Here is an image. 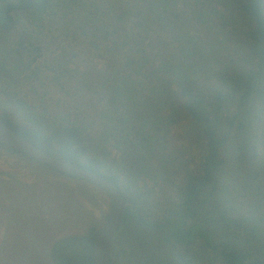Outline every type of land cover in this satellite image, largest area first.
Wrapping results in <instances>:
<instances>
[{"label": "rangeland", "instance_id": "374dc122", "mask_svg": "<svg viewBox=\"0 0 264 264\" xmlns=\"http://www.w3.org/2000/svg\"><path fill=\"white\" fill-rule=\"evenodd\" d=\"M241 1L169 0L167 12L159 17L163 6L158 4L151 12L152 0H51L40 28L24 18L11 32L0 33V62L10 56L8 69L13 75L0 74V86L14 91L51 123L84 128L89 138L107 147L113 162L122 153L115 138H104L116 131V119L144 113L153 122L161 117L163 148L167 153L178 151L180 162L197 165L203 152L191 136L194 127L183 118H172L170 99L164 103L158 97L171 83L167 73L179 68L209 84L219 71L237 73L249 66L248 20ZM25 36L26 46L18 54L17 42ZM248 116L250 129L242 139L249 143L258 139L263 159V107L253 100ZM149 133L154 135V130ZM0 165H8L21 179V183L0 179V264H53L52 243L66 235L99 231L112 211L106 192L89 181L65 177L2 148ZM174 183H156L139 175L132 185H125L148 201L146 211L154 221L163 222L180 192V179ZM203 212L195 222L205 223ZM209 212L206 218L214 217ZM259 224L246 214L242 238L247 243L233 244L264 257V227ZM212 226L215 231L226 225L215 220ZM113 242V264H183L179 249L167 244L163 233L131 219ZM202 246L203 239L198 238L193 255L197 264H209ZM30 247L33 251L24 254ZM35 249L39 262L31 259Z\"/></svg>", "mask_w": 264, "mask_h": 264}, {"label": "trees", "instance_id": "16d2710c", "mask_svg": "<svg viewBox=\"0 0 264 264\" xmlns=\"http://www.w3.org/2000/svg\"><path fill=\"white\" fill-rule=\"evenodd\" d=\"M152 1L148 8L152 12L162 4L159 15L162 17L167 12L169 0ZM51 7V0H0V33L11 32L24 18L40 28ZM241 9L248 20L245 40L249 66L237 73L219 71L209 84L200 83L191 70L185 73L179 68L171 75L167 73L171 83L158 97V101L164 103L170 99L168 108L172 118H183L194 127L191 136L197 139L203 152L202 161L197 165L192 161L180 162L176 156L178 151L167 153L163 148L165 133L161 117L153 122L145 113L135 119L121 115L116 119V131L105 136V141L115 138L116 148L122 153V158L114 162L109 160L107 147L89 138L84 128L77 124L49 122L45 115L37 113L28 102L4 86H0V119L53 157L110 179L128 202L124 223L131 219L163 233L164 241L179 249L178 256L183 264H197L193 254L198 238L203 239V255L209 264H264V257L251 252L249 247L233 244L247 243L246 237L242 238L246 214L259 220V225L264 227V158L259 143H255L258 139L254 143L242 139L250 129L248 108L252 101H257L264 109V0H242ZM27 40L25 36L17 42L18 54ZM9 58L0 62V74L13 77L8 69ZM150 129L154 130V135L149 133ZM1 145L51 169L14 148ZM139 175L167 185H174L175 180L180 179L177 201L173 202L163 222L154 221L146 211L148 201L125 185L126 182L132 185ZM203 210L205 223L195 222ZM206 211L214 217L206 218ZM215 220L226 225L225 228L214 231ZM232 225L235 227L231 229ZM97 232L90 229L85 234L66 235L56 240L50 252L53 262L94 264Z\"/></svg>", "mask_w": 264, "mask_h": 264}, {"label": "water", "instance_id": "95a60500", "mask_svg": "<svg viewBox=\"0 0 264 264\" xmlns=\"http://www.w3.org/2000/svg\"><path fill=\"white\" fill-rule=\"evenodd\" d=\"M0 144L48 165L54 171L89 181L102 188L113 202L112 211L97 232L94 245V264H111L113 240L124 223L128 202L122 191L110 179L64 159L56 158L37 147L0 119Z\"/></svg>", "mask_w": 264, "mask_h": 264}, {"label": "flooded vegetation", "instance_id": "af4514ba", "mask_svg": "<svg viewBox=\"0 0 264 264\" xmlns=\"http://www.w3.org/2000/svg\"><path fill=\"white\" fill-rule=\"evenodd\" d=\"M0 148H2V149H5L1 144H0ZM7 150V149H6ZM7 151H9V150H7ZM9 152H11V153H13L12 151H9ZM15 154V153H14ZM16 155H18V154H16ZM22 157V156H21ZM24 158V157H23ZM25 159V158H24ZM27 160V159H26ZM28 162H31V163H33V164H36V165H38V166H40V167H42V168H46L45 166H43V165H41V164H39V163H37V162H32V161H30V160H27ZM10 169L11 168H9V166L8 165H0V179H5V180H8L9 182H12V183H21V182H18V181H20L21 179H19L17 176H15V175H13L12 173H11V171H10ZM38 179H40V177H38ZM3 206V205H2ZM0 207H1V205H0ZM114 243V242H113ZM113 243H112V248H111V257H113ZM53 244L54 243H52V246H53ZM31 246H33L32 244H31ZM52 246H51V248H52ZM39 247V245L38 244H36L35 245V248H38ZM31 248V247H30ZM30 248H28L27 250H26V252H24V254L25 253H27V251H31L32 250V248L30 249ZM33 251V250H32ZM50 252H51V249H50ZM120 253V252H119ZM23 254V255H24ZM33 254V256L31 257V259H32V261L33 260H37L38 261V254H39V250H36L35 249V252H33L32 253ZM35 254V255H34ZM31 256V255H30ZM46 256V255H45ZM28 257V256H27ZM49 257H50V261L53 263V264H55L54 262H53V260H52V258H51V255H50V253H49ZM120 257V256H119ZM30 259V260H31ZM39 262V261H38Z\"/></svg>", "mask_w": 264, "mask_h": 264}]
</instances>
